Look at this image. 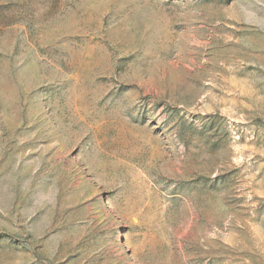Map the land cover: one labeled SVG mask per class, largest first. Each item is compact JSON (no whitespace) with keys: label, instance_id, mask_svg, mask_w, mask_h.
Instances as JSON below:
<instances>
[{"label":"rangeland","instance_id":"1","mask_svg":"<svg viewBox=\"0 0 264 264\" xmlns=\"http://www.w3.org/2000/svg\"><path fill=\"white\" fill-rule=\"evenodd\" d=\"M0 264H264V0H0Z\"/></svg>","mask_w":264,"mask_h":264}]
</instances>
